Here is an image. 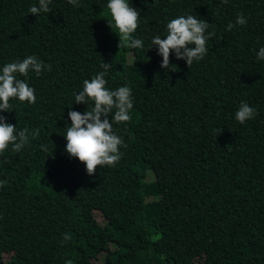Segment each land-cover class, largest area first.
Returning a JSON list of instances; mask_svg holds the SVG:
<instances>
[{
	"label": "trees",
	"instance_id": "obj_1",
	"mask_svg": "<svg viewBox=\"0 0 264 264\" xmlns=\"http://www.w3.org/2000/svg\"><path fill=\"white\" fill-rule=\"evenodd\" d=\"M107 3L51 0L35 16L39 0H0V71L44 65L17 74L35 103L0 113L16 133L39 130L0 153V264H264V0H129L139 49L119 48ZM188 15L209 23L207 53L190 68L172 53L166 71L151 40ZM104 62L105 86H127L133 108L112 123L119 161L89 176L64 135L70 110L94 107L75 95ZM242 101L258 113L244 124Z\"/></svg>",
	"mask_w": 264,
	"mask_h": 264
},
{
	"label": "clouds",
	"instance_id": "obj_2",
	"mask_svg": "<svg viewBox=\"0 0 264 264\" xmlns=\"http://www.w3.org/2000/svg\"><path fill=\"white\" fill-rule=\"evenodd\" d=\"M51 0H39V6H32L28 13L38 16L41 12H50ZM226 3L227 0H221ZM73 6H79L78 0H68ZM107 9L111 20L109 26L119 37L121 46L131 49L143 48L140 39L133 38L139 24L140 13L129 3V0H108ZM246 18L241 14L237 16L236 24L245 25ZM209 27L207 21L197 19L192 15L179 16L171 19L167 25L165 38L155 36L151 40V47L157 48V54L162 56L161 68L166 71L171 67L170 55L175 54L177 60L183 59L190 68L194 61L201 60L207 53L206 42L214 35L205 30ZM234 27L229 23L227 28ZM150 47V48H151ZM257 59H264V47L257 53ZM51 65H48L50 68ZM111 67L109 63H103L104 72H100L92 79L83 81V89L75 95V103L86 104L94 102L91 110L83 113L75 110L68 112L70 127H67L64 135L67 143L65 151L70 157L78 159L85 165L86 172L92 176L98 166H114L120 159L119 146L123 143L121 138L113 132L112 123H127L130 119V110L133 108L131 90L127 86H121L116 90H109L105 85V72ZM44 65L35 56H27L22 61L10 62L3 66L0 71V113L11 109L10 99L18 98L21 102L35 103L34 89L25 80L17 79V74L27 77L29 72L40 75ZM111 114V120L108 119ZM258 113L246 102H241L235 112V119L244 124L253 119ZM103 117V118H102ZM29 133L23 129L16 133V125L6 121L4 115H0V153L8 150L12 145V151L20 152L29 143V136L38 135ZM42 148L46 146L42 145ZM68 237L65 236V240ZM67 264H71L68 261Z\"/></svg>",
	"mask_w": 264,
	"mask_h": 264
}]
</instances>
